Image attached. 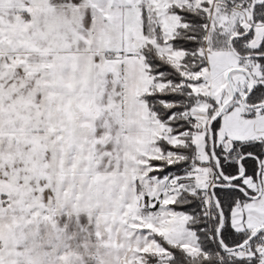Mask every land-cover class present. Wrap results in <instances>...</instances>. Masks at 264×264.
<instances>
[{"label":"snow or ice","instance_id":"6c2138e0","mask_svg":"<svg viewBox=\"0 0 264 264\" xmlns=\"http://www.w3.org/2000/svg\"><path fill=\"white\" fill-rule=\"evenodd\" d=\"M0 264H264V0H0Z\"/></svg>","mask_w":264,"mask_h":264}]
</instances>
